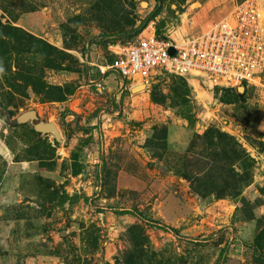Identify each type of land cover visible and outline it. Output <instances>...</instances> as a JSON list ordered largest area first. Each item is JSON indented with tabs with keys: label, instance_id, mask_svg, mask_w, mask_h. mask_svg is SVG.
<instances>
[{
	"label": "rangeland",
	"instance_id": "obj_1",
	"mask_svg": "<svg viewBox=\"0 0 264 264\" xmlns=\"http://www.w3.org/2000/svg\"><path fill=\"white\" fill-rule=\"evenodd\" d=\"M245 1L0 0V106L54 126L0 111V264H264V82L99 69L153 10L182 41ZM145 208L177 232L114 212Z\"/></svg>",
	"mask_w": 264,
	"mask_h": 264
},
{
	"label": "built area",
	"instance_id": "obj_2",
	"mask_svg": "<svg viewBox=\"0 0 264 264\" xmlns=\"http://www.w3.org/2000/svg\"><path fill=\"white\" fill-rule=\"evenodd\" d=\"M108 49L112 60L101 74L113 71L128 87L170 75L235 89L263 85L264 9L246 0L195 38L157 37L149 26L135 41Z\"/></svg>",
	"mask_w": 264,
	"mask_h": 264
},
{
	"label": "trees",
	"instance_id": "obj_3",
	"mask_svg": "<svg viewBox=\"0 0 264 264\" xmlns=\"http://www.w3.org/2000/svg\"><path fill=\"white\" fill-rule=\"evenodd\" d=\"M157 14L156 10L151 11L148 16L145 18V22H148L150 20H152L155 15ZM142 24L138 29L139 31L137 33H140V29L143 27ZM156 36L157 37H163V35L161 34V32L159 30H155ZM124 35V33H118L117 35H115L116 37H122ZM111 57L108 56V63L111 62ZM129 82L128 80L124 81V84L127 85ZM127 92L124 91V93ZM0 111L4 112L7 120H9V122L11 121L13 124V126H19V125H27L29 127V129L38 137L43 135V134H47V133H53V130H51V126L52 124L46 123L44 121H42V119H40L37 115L35 110L31 109V110H26L24 112H20L18 113L15 110H11V109H6L3 108L2 106H0ZM53 126V125H52ZM82 199L84 201H86V198H84L82 196ZM115 213L117 214H124V215H131V216H136L140 219H142L143 221H145L146 223H148L149 225L153 226V227H157L163 230H169L172 231L174 233L177 232V230L175 228L172 227H168V226H160L156 221H154L151 217H150V211L148 208H145L143 211H139L137 209H131V210H114Z\"/></svg>",
	"mask_w": 264,
	"mask_h": 264
},
{
	"label": "water",
	"instance_id": "obj_4",
	"mask_svg": "<svg viewBox=\"0 0 264 264\" xmlns=\"http://www.w3.org/2000/svg\"><path fill=\"white\" fill-rule=\"evenodd\" d=\"M145 5V4H144ZM141 6H143V4L141 5ZM150 84L149 83H144V84H138V85H134V86H131L130 88H129V91L130 92H134V91H137V90H142V89H146L148 86H149ZM243 87H241V88H238V90H240V89H242ZM51 126V130H53L54 129V126H52V125H50ZM63 233V232H62Z\"/></svg>",
	"mask_w": 264,
	"mask_h": 264
}]
</instances>
